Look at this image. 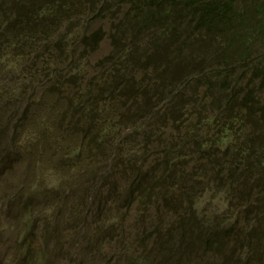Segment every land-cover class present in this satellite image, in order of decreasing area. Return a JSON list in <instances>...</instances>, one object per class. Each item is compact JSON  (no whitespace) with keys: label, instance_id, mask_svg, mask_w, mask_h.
<instances>
[{"label":"trees","instance_id":"16d2710c","mask_svg":"<svg viewBox=\"0 0 264 264\" xmlns=\"http://www.w3.org/2000/svg\"><path fill=\"white\" fill-rule=\"evenodd\" d=\"M2 210L0 264H264V0H0Z\"/></svg>","mask_w":264,"mask_h":264},{"label":"rangeland","instance_id":"374dc122","mask_svg":"<svg viewBox=\"0 0 264 264\" xmlns=\"http://www.w3.org/2000/svg\"><path fill=\"white\" fill-rule=\"evenodd\" d=\"M104 51H105V47H104ZM48 171H49V169H48ZM47 171V172H48ZM55 174V171H49L48 172V179H50V180H55L56 179V176L54 175ZM83 180V179H82ZM81 180V181H82ZM0 216H1V218L4 220V218H6L4 215H3V210H2V212H0Z\"/></svg>","mask_w":264,"mask_h":264}]
</instances>
